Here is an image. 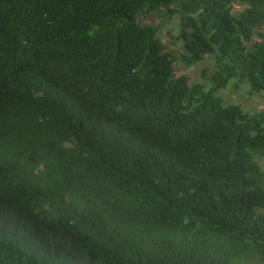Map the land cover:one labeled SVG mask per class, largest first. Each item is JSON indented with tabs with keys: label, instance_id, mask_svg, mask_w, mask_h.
I'll return each instance as SVG.
<instances>
[{
	"label": "trees",
	"instance_id": "trees-1",
	"mask_svg": "<svg viewBox=\"0 0 264 264\" xmlns=\"http://www.w3.org/2000/svg\"><path fill=\"white\" fill-rule=\"evenodd\" d=\"M263 27L264 0H0V264H264V109L218 94L264 96Z\"/></svg>",
	"mask_w": 264,
	"mask_h": 264
},
{
	"label": "rangeland",
	"instance_id": "rangeland-1",
	"mask_svg": "<svg viewBox=\"0 0 264 264\" xmlns=\"http://www.w3.org/2000/svg\"><path fill=\"white\" fill-rule=\"evenodd\" d=\"M241 7V5L234 4V12L238 13L241 10ZM140 21L156 26L158 29V37L165 46L176 51L181 50V43L176 40L179 24L177 17L169 18L164 15L163 11H159L152 14L142 15ZM261 32L264 34V27L261 29ZM211 66L212 60L206 58L197 65L190 67L177 63L175 69L178 75H189L192 82H198L201 81V70ZM218 94L227 102L237 103L241 105L245 111L250 113L264 109V96L259 94L250 95L249 89L246 86H241L237 90L229 87L218 92ZM259 164L264 170V159L260 160Z\"/></svg>",
	"mask_w": 264,
	"mask_h": 264
}]
</instances>
